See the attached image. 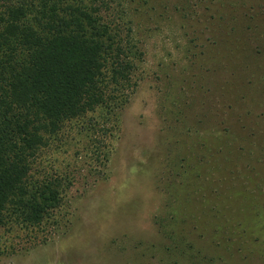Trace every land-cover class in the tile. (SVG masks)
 Masks as SVG:
<instances>
[{
    "label": "rangeland",
    "instance_id": "1",
    "mask_svg": "<svg viewBox=\"0 0 264 264\" xmlns=\"http://www.w3.org/2000/svg\"><path fill=\"white\" fill-rule=\"evenodd\" d=\"M67 1L131 25L136 86L47 138L58 206L0 264H264V0Z\"/></svg>",
    "mask_w": 264,
    "mask_h": 264
},
{
    "label": "trees",
    "instance_id": "2",
    "mask_svg": "<svg viewBox=\"0 0 264 264\" xmlns=\"http://www.w3.org/2000/svg\"><path fill=\"white\" fill-rule=\"evenodd\" d=\"M100 12L67 0H0V226L6 211L37 224L58 206L59 181L29 180L41 146L66 120L119 108L136 86L142 52L132 27Z\"/></svg>",
    "mask_w": 264,
    "mask_h": 264
}]
</instances>
